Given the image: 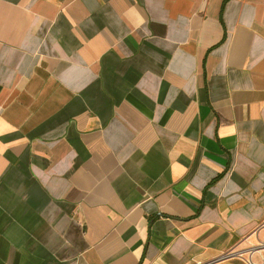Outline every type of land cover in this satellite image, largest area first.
<instances>
[{
  "label": "crops",
  "instance_id": "0c3cea01",
  "mask_svg": "<svg viewBox=\"0 0 264 264\" xmlns=\"http://www.w3.org/2000/svg\"><path fill=\"white\" fill-rule=\"evenodd\" d=\"M260 244L264 0H0V264Z\"/></svg>",
  "mask_w": 264,
  "mask_h": 264
},
{
  "label": "built area",
  "instance_id": "2783aa9c",
  "mask_svg": "<svg viewBox=\"0 0 264 264\" xmlns=\"http://www.w3.org/2000/svg\"><path fill=\"white\" fill-rule=\"evenodd\" d=\"M261 251L264 252V244H260L259 246L254 248L253 253H258ZM247 264H257V263L252 259V257H250V259L247 261ZM261 264H264V261H262Z\"/></svg>",
  "mask_w": 264,
  "mask_h": 264
},
{
  "label": "rangeland",
  "instance_id": "374dc122",
  "mask_svg": "<svg viewBox=\"0 0 264 264\" xmlns=\"http://www.w3.org/2000/svg\"><path fill=\"white\" fill-rule=\"evenodd\" d=\"M257 259H259V256L258 255L256 256L255 260H257Z\"/></svg>",
  "mask_w": 264,
  "mask_h": 264
}]
</instances>
